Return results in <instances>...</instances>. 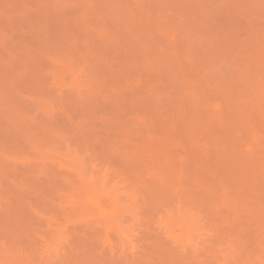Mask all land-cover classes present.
<instances>
[{"label": "rangeland", "instance_id": "1", "mask_svg": "<svg viewBox=\"0 0 264 264\" xmlns=\"http://www.w3.org/2000/svg\"><path fill=\"white\" fill-rule=\"evenodd\" d=\"M0 264H264V0H0Z\"/></svg>", "mask_w": 264, "mask_h": 264}]
</instances>
